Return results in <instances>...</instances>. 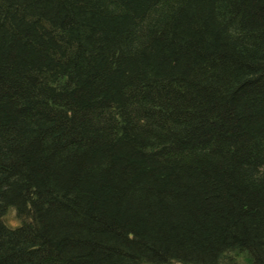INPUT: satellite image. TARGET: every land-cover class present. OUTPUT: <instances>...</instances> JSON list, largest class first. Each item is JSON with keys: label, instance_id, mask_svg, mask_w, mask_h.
Segmentation results:
<instances>
[{"label": "trees", "instance_id": "trees-1", "mask_svg": "<svg viewBox=\"0 0 264 264\" xmlns=\"http://www.w3.org/2000/svg\"><path fill=\"white\" fill-rule=\"evenodd\" d=\"M0 264H264V0H0Z\"/></svg>", "mask_w": 264, "mask_h": 264}]
</instances>
